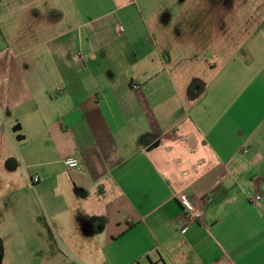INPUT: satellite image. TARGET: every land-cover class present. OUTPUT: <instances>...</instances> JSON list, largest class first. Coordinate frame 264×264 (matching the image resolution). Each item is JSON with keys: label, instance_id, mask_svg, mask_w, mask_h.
<instances>
[{"label": "crops", "instance_id": "obj_1", "mask_svg": "<svg viewBox=\"0 0 264 264\" xmlns=\"http://www.w3.org/2000/svg\"><path fill=\"white\" fill-rule=\"evenodd\" d=\"M85 1L0 0L3 43L17 46L0 57V264L22 257L5 249L9 212L25 228L35 207L28 187L10 186L11 104L33 115L35 152L54 166L36 164L29 222L39 241L45 214L54 259L264 264V14H241L240 30L239 14H182L175 29L172 15L143 14L137 0H109L99 14H85ZM30 67L44 74L26 77ZM179 193L202 207L201 222L185 221Z\"/></svg>", "mask_w": 264, "mask_h": 264}, {"label": "rangeland", "instance_id": "obj_2", "mask_svg": "<svg viewBox=\"0 0 264 264\" xmlns=\"http://www.w3.org/2000/svg\"><path fill=\"white\" fill-rule=\"evenodd\" d=\"M144 1L145 0H137L143 14L155 13L172 15L174 21H171L170 27L175 29V19L182 14H239L232 20V27L235 30H240L241 28V14H264V5L260 4V6H258L257 0H246V2H244L243 0H210L211 7H208V5H200L201 2L202 4H205L206 0H148L147 8L146 6L144 7V4L142 3ZM229 3H232L233 5L232 11H230ZM77 6L79 8H82L80 4H77ZM109 7H111L109 0H86L85 14L103 13L108 11ZM133 10L135 11V7H133ZM28 38L29 39H26V47L32 50H29L27 52V55H33L36 53L35 50L37 49L35 48V46L37 45V43L33 40V38H30L29 36ZM7 47H10L11 49L6 50ZM3 51L5 52L3 53ZM16 54L17 46L14 47L12 42H10L9 44L3 43L0 29V57L2 56L9 59L13 56H16ZM26 69V77L34 76L35 71L37 70L39 71L38 74H44L40 71L41 68L30 67ZM46 74L50 75V69L46 71ZM27 86H29V84H27ZM3 87L4 85L0 82V93ZM12 89L13 88L11 87V90ZM13 91L10 92V99H12V97H15L13 95ZM11 106L12 107L10 108L9 114L4 115L3 119L4 123H6V128L3 131L4 150L7 149L6 153L10 160V166L8 167V169L15 175V179H12L11 177L10 186L11 188H23L24 186L28 187L30 189V193H26L25 203L35 205V207H31L30 211H26L25 228L18 223L21 221V219L17 216V211L9 212V235L7 236L5 249L7 252L9 250L17 251V253L21 252L20 255H22V257H19L20 259H18L15 256L14 258H6L1 260L4 261V264H77V260L74 258L67 259L66 256L59 255L58 259H54L53 256H51V252L59 245L58 243H56L52 225L47 220L43 212L36 216V225L40 227L39 241L38 238H35L34 236V234L36 236L38 235L37 229H34L33 226L29 225V222L33 219V210H36L37 214V209L39 208L37 196L33 191L35 187L39 186V183L34 185L32 182H30L29 179L30 177L33 178L36 174H38V168L36 167V164H41L43 169L48 168L50 171L54 166L47 165L48 161H50L51 159H44L41 156H38V154L35 152L34 141L39 136L40 130L35 128V126L32 124L33 115L28 114V112L25 111L26 107L24 106L21 108H18V106L16 105L13 106L12 104ZM17 126H20V129L13 132V129ZM24 136L25 139L20 138ZM18 138L20 139L18 140ZM5 144L7 146H5ZM16 201V199L11 198L9 203L11 206H14L13 203H15ZM18 228H21L25 231V240L21 236ZM23 247L25 248L23 249Z\"/></svg>", "mask_w": 264, "mask_h": 264}, {"label": "built area", "instance_id": "obj_3", "mask_svg": "<svg viewBox=\"0 0 264 264\" xmlns=\"http://www.w3.org/2000/svg\"><path fill=\"white\" fill-rule=\"evenodd\" d=\"M74 64L77 66L80 63L83 62L84 56L81 53L74 54L73 56ZM64 165L71 170H80L81 165L78 163L77 160L73 158H66L64 160ZM31 182L33 184L39 182V178L37 176H34L31 179ZM174 198L178 201V203L181 205L183 210L184 219L186 222H201L203 219L204 211L202 207L195 203L191 197L184 193H179L174 196ZM251 202L255 205H259L262 201V196L260 194L254 195L251 199Z\"/></svg>", "mask_w": 264, "mask_h": 264}, {"label": "water", "instance_id": "obj_4", "mask_svg": "<svg viewBox=\"0 0 264 264\" xmlns=\"http://www.w3.org/2000/svg\"><path fill=\"white\" fill-rule=\"evenodd\" d=\"M20 129V127L19 126H17V127H15L14 129H13V132H15V131H17V130H19ZM20 138H18V140H19Z\"/></svg>", "mask_w": 264, "mask_h": 264}]
</instances>
